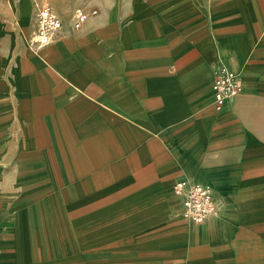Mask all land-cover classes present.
<instances>
[{
    "label": "crops",
    "instance_id": "1",
    "mask_svg": "<svg viewBox=\"0 0 264 264\" xmlns=\"http://www.w3.org/2000/svg\"><path fill=\"white\" fill-rule=\"evenodd\" d=\"M37 1L0 24V224L53 203L102 226L93 264H264V0H49L42 46ZM193 182L198 224L172 189Z\"/></svg>",
    "mask_w": 264,
    "mask_h": 264
},
{
    "label": "rangeland",
    "instance_id": "2",
    "mask_svg": "<svg viewBox=\"0 0 264 264\" xmlns=\"http://www.w3.org/2000/svg\"><path fill=\"white\" fill-rule=\"evenodd\" d=\"M13 1L0 0V24L14 18ZM34 212L17 219L32 223L0 224V264H93V258L101 257L104 242L94 233L102 226L79 222L68 206L48 203Z\"/></svg>",
    "mask_w": 264,
    "mask_h": 264
},
{
    "label": "built area",
    "instance_id": "3",
    "mask_svg": "<svg viewBox=\"0 0 264 264\" xmlns=\"http://www.w3.org/2000/svg\"><path fill=\"white\" fill-rule=\"evenodd\" d=\"M87 11L77 7L73 12L72 23L77 27L85 20ZM35 42L37 46L45 45L52 40L53 34L62 25L61 18L54 11L49 0H38L33 17ZM214 101L221 104L226 98L241 91V85L235 81L233 72L226 65H219L214 70L211 84ZM173 193L181 198V215L193 223H202L215 212L211 187L202 183H175Z\"/></svg>",
    "mask_w": 264,
    "mask_h": 264
}]
</instances>
